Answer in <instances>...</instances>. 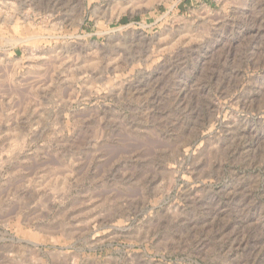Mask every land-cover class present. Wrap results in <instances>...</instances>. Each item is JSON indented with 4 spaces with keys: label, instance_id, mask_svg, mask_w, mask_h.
<instances>
[{
    "label": "rangeland",
    "instance_id": "1",
    "mask_svg": "<svg viewBox=\"0 0 264 264\" xmlns=\"http://www.w3.org/2000/svg\"><path fill=\"white\" fill-rule=\"evenodd\" d=\"M0 264H264V0H0Z\"/></svg>",
    "mask_w": 264,
    "mask_h": 264
}]
</instances>
